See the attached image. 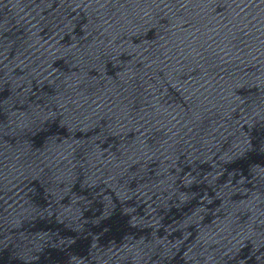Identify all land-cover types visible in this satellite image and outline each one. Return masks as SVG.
I'll return each mask as SVG.
<instances>
[{
    "label": "water",
    "instance_id": "obj_1",
    "mask_svg": "<svg viewBox=\"0 0 264 264\" xmlns=\"http://www.w3.org/2000/svg\"><path fill=\"white\" fill-rule=\"evenodd\" d=\"M0 264H264V0H0Z\"/></svg>",
    "mask_w": 264,
    "mask_h": 264
}]
</instances>
